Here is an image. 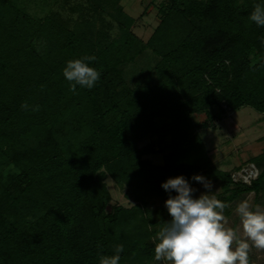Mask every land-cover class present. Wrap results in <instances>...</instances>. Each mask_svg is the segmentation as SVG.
I'll return each instance as SVG.
<instances>
[{"label":"trees","instance_id":"1","mask_svg":"<svg viewBox=\"0 0 264 264\" xmlns=\"http://www.w3.org/2000/svg\"><path fill=\"white\" fill-rule=\"evenodd\" d=\"M121 2L89 0L70 19L0 0V264H99L120 245V264H150L153 229L170 220L145 207L168 195L169 178L220 182L226 206L264 195V153L251 160L258 177L236 183L213 166L208 123L194 120L215 108L264 114V27L248 19L261 0H164L146 43ZM146 49L159 59L155 74L131 85L126 66ZM86 56L100 80L73 93L62 70ZM150 136L161 150L140 147ZM162 153L164 165L149 159ZM107 177L143 206L108 212Z\"/></svg>","mask_w":264,"mask_h":264},{"label":"rangeland","instance_id":"2","mask_svg":"<svg viewBox=\"0 0 264 264\" xmlns=\"http://www.w3.org/2000/svg\"><path fill=\"white\" fill-rule=\"evenodd\" d=\"M21 7H24L34 17H44L52 11L61 13L65 18H77V14H73L72 9L87 7L89 0H15ZM164 0H122L121 6L124 11L136 19V25L133 29L134 33L145 43L150 40L154 31L161 22L160 8L164 4ZM105 20L112 23V19L106 15ZM118 29L116 24L113 26L112 35L117 36ZM158 57L149 49L144 50L129 65L126 66V78L133 85L135 82H143L148 77H152L155 72L154 68L158 63ZM209 112L212 116L208 117L205 111L195 114L194 120L198 124L208 123V128L203 131L204 137L208 142L211 151L213 166L218 171L229 172L232 174L236 183L243 182L248 185L256 179L260 170L251 162L253 158L259 157L264 153V114L256 111L251 107H245L238 112H230L222 114L218 108ZM167 121L159 119V125H163ZM202 133V132H200ZM153 145L156 150H161L157 136H150L148 139L140 143V147ZM164 147V146H163ZM166 154H169L168 152ZM165 154V155H166ZM164 153L152 155L149 159L157 165H164ZM9 171H17L12 163L8 167ZM213 185L212 193L203 187L202 184L191 182L192 187L198 191L195 196L198 198L201 194L215 195L217 199L227 197L220 182L206 178ZM106 184L111 194V202L108 212H112L117 206L125 208H133L143 206L139 202L129 199V190L127 187L119 186L115 180L110 177L106 178ZM7 186H0V193ZM174 193L173 195H175ZM169 195L164 197L148 200L145 209L149 210L152 217L160 220H171L167 209L164 207L165 201ZM249 200L250 204L255 207L259 204L264 208V195L260 197L255 193H246L239 198L231 200L224 208L223 215L227 218L228 223L225 227L236 228L240 225L239 216L235 212V208L242 200ZM164 225L160 224L153 229L157 233ZM145 228L152 230L149 226ZM156 236V235H155ZM155 236L152 242L155 241ZM240 236L243 238V230L241 227ZM248 252V264H264V249L255 248L251 242ZM235 246V245H234ZM150 264H158L154 260Z\"/></svg>","mask_w":264,"mask_h":264},{"label":"clouds","instance_id":"3","mask_svg":"<svg viewBox=\"0 0 264 264\" xmlns=\"http://www.w3.org/2000/svg\"><path fill=\"white\" fill-rule=\"evenodd\" d=\"M248 19L264 27V0L255 5ZM261 44L264 46V39ZM95 59L86 56L66 62L62 75L70 91L75 93L77 86L91 90L100 80L101 73L90 66ZM191 180L212 193L213 185L205 177L194 175ZM161 187L169 195L164 207L171 220L155 236L154 261L158 264H248L249 242L264 249V208L259 204L253 207L247 199L239 202L235 212L240 225L234 229L225 227L226 205L215 195L201 194L197 198L198 190L184 176L169 178ZM123 251L122 245L117 246L115 254L102 255L99 264H120Z\"/></svg>","mask_w":264,"mask_h":264}]
</instances>
